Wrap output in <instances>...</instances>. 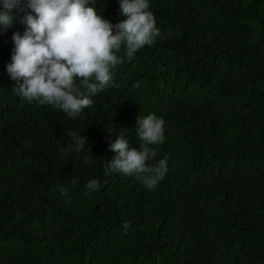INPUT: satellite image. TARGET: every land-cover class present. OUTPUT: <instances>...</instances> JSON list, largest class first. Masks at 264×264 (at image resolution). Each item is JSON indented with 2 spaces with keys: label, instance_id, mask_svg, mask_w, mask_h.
Segmentation results:
<instances>
[{
  "label": "trees",
  "instance_id": "16d2710c",
  "mask_svg": "<svg viewBox=\"0 0 264 264\" xmlns=\"http://www.w3.org/2000/svg\"><path fill=\"white\" fill-rule=\"evenodd\" d=\"M90 3L125 19L119 0ZM150 10L163 38L119 53L75 119L13 91L12 34L26 25H0V264H264V0H150ZM149 114L165 120L154 147L168 161L151 191L105 174L109 144L123 133L138 147L137 117ZM70 132L88 138L86 152Z\"/></svg>",
  "mask_w": 264,
  "mask_h": 264
},
{
  "label": "clouds",
  "instance_id": "9594fccd",
  "mask_svg": "<svg viewBox=\"0 0 264 264\" xmlns=\"http://www.w3.org/2000/svg\"><path fill=\"white\" fill-rule=\"evenodd\" d=\"M119 5L125 19L113 23L90 0H0V25L11 26L14 19L26 25L23 34H12L14 48L6 70L17 81L13 91L29 104L54 106L72 119L92 106L90 97L104 91L123 62L119 53L132 59L163 38L150 0H119ZM137 123L139 146H130L123 133L117 135L109 144L116 155L107 162L105 174L135 178L151 191L168 172L167 157L156 160L154 147L165 140V120L149 114L138 116ZM68 135L77 152H86V136ZM87 153L85 163H90L93 155L90 149ZM85 187L95 192L101 184L91 179ZM60 195L67 199L68 190L61 188ZM129 226L124 223L125 233Z\"/></svg>",
  "mask_w": 264,
  "mask_h": 264
}]
</instances>
